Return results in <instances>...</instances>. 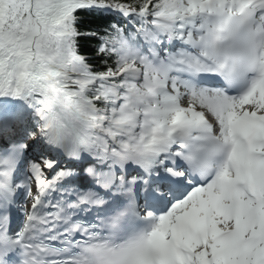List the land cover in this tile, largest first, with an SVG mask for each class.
Wrapping results in <instances>:
<instances>
[{"label":"snow or ice","instance_id":"obj_1","mask_svg":"<svg viewBox=\"0 0 264 264\" xmlns=\"http://www.w3.org/2000/svg\"><path fill=\"white\" fill-rule=\"evenodd\" d=\"M0 264H264V0H0Z\"/></svg>","mask_w":264,"mask_h":264}]
</instances>
